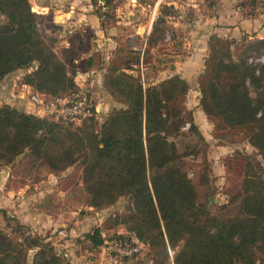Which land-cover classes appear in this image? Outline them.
<instances>
[{
  "label": "trees",
  "instance_id": "16d2710c",
  "mask_svg": "<svg viewBox=\"0 0 264 264\" xmlns=\"http://www.w3.org/2000/svg\"><path fill=\"white\" fill-rule=\"evenodd\" d=\"M0 15L5 19L0 23V84L17 71L33 69L21 84L54 99L80 92L76 73L55 53L43 30L44 18L32 11L29 0H0ZM252 40L234 57L235 42L210 37L200 105L225 128L246 130L248 143L264 161V65L246 61L253 53L255 59L264 55V40ZM108 85L125 108L114 110L99 127L94 118L74 129L63 121L0 107V173L27 151L33 162L52 172L81 166L89 208L104 210L122 198L132 203L117 220L128 233L110 242L136 234L149 247L153 264H168L171 254L174 264H264L262 164L246 158L242 193L232 201L240 209L238 216L213 215L198 203L182 162L187 155L174 141L185 135L181 131L189 120V133L205 143L192 112L181 107L188 83L175 76L145 88L132 74L116 72ZM191 148L190 154L199 153L197 145ZM0 212L11 233L4 234L0 245V264H30L31 253L32 264H66L49 238L33 235L30 227ZM103 235L98 227L85 238L101 247Z\"/></svg>",
  "mask_w": 264,
  "mask_h": 264
},
{
  "label": "crops",
  "instance_id": "0c3cea01",
  "mask_svg": "<svg viewBox=\"0 0 264 264\" xmlns=\"http://www.w3.org/2000/svg\"><path fill=\"white\" fill-rule=\"evenodd\" d=\"M29 1L32 11L43 16V30L55 53L70 71L76 73L75 80L78 86L81 89L88 87L89 92L95 96L94 108L98 116L106 118L104 121L106 122L114 110L125 108L120 100L111 95L108 80L116 72L118 74L137 72L143 77L145 74L149 75L151 64L145 61V54L148 49L152 54L159 46L150 47L148 44L153 30L150 27L144 28L142 23H135L133 26L129 19L120 14H115L114 18L107 15L115 11L116 7L112 6L115 2L112 1L109 4L107 0ZM223 3L217 8L215 15L206 16L199 21L195 38L189 41L184 37L182 47L188 51L186 60L175 63V66L159 67V64L155 75L143 82V86L147 88L179 76L188 83L190 89L185 107L192 112L194 123L213 150L210 159L214 161L216 175L222 171L221 156L223 154L232 156L237 148L230 144L218 143L219 140L211 132L213 126L210 118L200 105L199 78L205 70L204 58L209 52V39L212 35H217L221 39L237 40L245 33L252 35V39L264 40V11L257 10L245 18L234 9L233 3L229 0ZM4 21V17L0 15V23ZM177 25L184 35H188L184 24ZM130 27L134 28V31ZM171 42L175 44L169 37L167 47L172 45ZM126 47L137 57L134 64L130 65L134 70L124 66L128 57V54L123 52ZM27 73L29 72L24 70L17 71L1 82L0 107L8 105L19 112L46 118V109L36 108L30 101L29 94L39 92L21 84L22 77ZM104 87L106 93L102 89ZM11 171L12 165H9L0 173V209L12 212L22 224L31 229H38L40 234L47 232L48 229L54 230L53 233L59 232L55 239H59L60 243L54 245L58 247L57 253L64 254L70 264H153V259L150 258L146 262H141L139 259L127 260L110 256L104 245L93 247L86 240L85 235L90 231L85 232L84 237H80L86 226L77 221V212L72 211L68 218L70 214L67 211L55 216L44 209L43 204L45 205L49 193L47 188L50 183L54 184L53 181H58L57 178L40 179L34 185L33 191L28 192L31 186L27 184L17 190L8 188L7 184L11 177L14 178ZM3 204H6L4 208L1 207ZM0 222L3 223L2 220ZM68 222L71 224L68 225ZM117 235H126L124 229L117 232ZM168 264H174L173 257Z\"/></svg>",
  "mask_w": 264,
  "mask_h": 264
},
{
  "label": "rangeland",
  "instance_id": "374dc122",
  "mask_svg": "<svg viewBox=\"0 0 264 264\" xmlns=\"http://www.w3.org/2000/svg\"><path fill=\"white\" fill-rule=\"evenodd\" d=\"M115 2L112 6H115V11L108 13L107 15L114 18L115 14H120L125 18L129 19L134 26L136 24L142 23L144 28H149L151 35L148 40L150 47H158L151 54L149 49L145 54V61L150 65L149 75L145 74V78L134 72L133 76L145 82L149 80L156 73V68L161 65H170L175 66V63L184 61L188 57V51L184 50L182 47V42L184 37L187 40L191 41L195 38V33L198 28V23L201 19L206 16L215 15L217 8L224 4L225 0H107ZM133 1V2H132ZM233 3L234 9L238 10L245 18L251 16L252 12H257V10L264 11L261 3L262 0H229ZM134 3V4H132ZM177 24H184L186 28V33L179 29L180 27ZM132 31L134 28L130 27ZM158 29V33H155L154 30ZM169 37L171 40L175 41V44L172 43L170 47H167L169 44ZM251 37V38H250ZM229 40L230 43L235 42L232 46L234 57H236L247 45L248 42H252V35L242 33V36L239 39H224ZM167 41V42H165ZM162 42L161 44H159ZM169 48V49H168ZM166 50V51H165ZM169 50V51H167ZM123 52L128 54L127 61L124 63L125 67L128 69L134 70L133 65L136 61V56L134 52L129 50L127 47ZM264 52V50H263ZM133 53V55L131 54ZM209 56L204 58L205 69H206V59ZM264 55L257 57L255 59L254 53L246 58V61L249 65L256 64V60H260ZM260 65H264V62H258ZM154 68V69H152ZM25 72H32L33 69L24 70ZM26 75V74H25ZM23 78V77H22ZM207 78L206 70H203L199 78V84L202 79ZM105 92V87L102 88ZM86 95L88 99L92 101V104H96L95 96L92 92H89V88H85ZM41 94V93H40ZM47 100L50 101L54 98L46 96ZM95 100V101H94ZM186 98L181 103V107L185 106ZM95 106V105H94ZM53 119L49 115L46 117ZM106 118L98 116L95 120L97 126H101ZM213 129L211 130L212 134L219 140V144L223 145H233L237 148L236 153L233 155L221 156V169L219 175H216L214 169V161L210 159L212 157L213 150L210 145L206 142L203 143L199 141L196 137L192 136L189 133V130H184L182 128L181 133L185 134L181 137L174 138V141L178 144V147L182 153H185L187 156L183 159L184 170L188 173L189 178L193 181L196 186L198 193V203L206 205L213 215H217L220 218H231L238 216L240 209L235 202L232 203L233 199L236 196H239L242 193V185L245 175V165L246 158L248 156L256 158L263 166L264 173V161L261 156L258 155V152L250 146L247 138V131L244 129H234L225 128L224 124L219 119H209ZM190 121L188 120L187 124ZM190 124V123H189ZM83 125L82 123L77 125H72L75 129ZM191 125V124H190ZM191 128V127H190ZM198 146L199 153L197 155L188 151V147L191 146L190 150ZM28 152V151H27ZM21 155L16 161L11 164L12 171L10 182L7 184L8 188H15L16 190L23 187L24 184L31 186L28 192L33 191L34 185L38 183L40 179L51 180V178H57L58 181H53L54 184H49L47 191H49L45 205L43 208L47 209L52 215H57L58 213L68 212V218L71 216V212H77V221L79 224H85V231L82 232L80 237H84L85 232L93 231L96 228H101L105 234L106 242L110 241L111 238L117 235V232L124 229L125 234L127 230L124 225L117 223L120 217L128 213V210L132 207V203L129 198L120 199L114 206L106 208L104 210H95L87 206L88 196L84 191L83 180H82V168L81 166L75 165L70 167L62 172H52L47 166L40 165L38 162H33L32 159L27 155L28 153ZM4 169V168H3ZM218 174V173H217ZM207 178L206 181L203 179ZM204 181V182H203ZM35 192V190H34ZM64 193V194H63ZM39 205V204H38ZM6 204H3V207ZM2 210V209H1ZM8 216L15 217L11 212H8L5 209ZM0 245L5 242L6 237L4 234H11L6 230V222L4 221V216L0 212ZM68 225L71 222L67 223ZM67 225V226H68ZM64 227L65 228H67ZM31 229V228H30ZM33 235H40L42 237L51 238V242L60 243V240H56L59 232L53 233L54 230H49L45 233L40 234V231L31 229ZM12 238L17 237L12 235ZM79 237V238H80ZM11 238V239H12ZM90 248V245H88ZM58 250V247L56 248ZM59 254V253H58ZM33 253L30 254V264H32ZM66 260V264L69 263V260L60 254ZM174 258V255L171 254V258ZM153 259L150 256L149 247L143 250L141 255L138 258L139 261L146 262L147 259Z\"/></svg>",
  "mask_w": 264,
  "mask_h": 264
},
{
  "label": "built area",
  "instance_id": "2783aa9c",
  "mask_svg": "<svg viewBox=\"0 0 264 264\" xmlns=\"http://www.w3.org/2000/svg\"><path fill=\"white\" fill-rule=\"evenodd\" d=\"M264 6V0L261 3ZM264 62V57L258 62ZM86 90L80 88V92L72 97L55 98L50 101H46L47 97L40 93L29 94L31 103L36 108H45L46 115L54 118L56 121H63L66 124L77 125L84 120L97 119L98 114L93 110L94 105L92 101L88 99ZM191 125L188 123L183 128L189 130ZM106 252L110 256H117L122 259L133 260L138 258L142 251L147 249V246L141 242V240L134 233H129L125 241H107L104 244Z\"/></svg>",
  "mask_w": 264,
  "mask_h": 264
}]
</instances>
